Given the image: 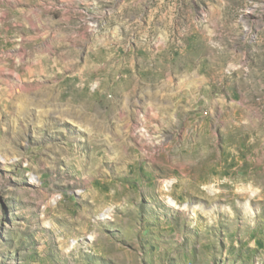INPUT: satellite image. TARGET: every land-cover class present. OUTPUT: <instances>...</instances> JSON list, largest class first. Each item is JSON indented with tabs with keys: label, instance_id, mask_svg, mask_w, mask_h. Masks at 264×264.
<instances>
[{
	"label": "rangeland",
	"instance_id": "rangeland-1",
	"mask_svg": "<svg viewBox=\"0 0 264 264\" xmlns=\"http://www.w3.org/2000/svg\"><path fill=\"white\" fill-rule=\"evenodd\" d=\"M0 264H264V0H0Z\"/></svg>",
	"mask_w": 264,
	"mask_h": 264
},
{
	"label": "bare ground",
	"instance_id": "bare-ground-1",
	"mask_svg": "<svg viewBox=\"0 0 264 264\" xmlns=\"http://www.w3.org/2000/svg\"><path fill=\"white\" fill-rule=\"evenodd\" d=\"M53 92V91H52ZM55 94V93H54ZM223 111V110H222ZM214 113V112H213ZM206 139H208L207 137H205ZM143 150H145V155H149V153L146 151L147 149L145 147H143ZM184 172V171H183ZM173 203V202H172Z\"/></svg>",
	"mask_w": 264,
	"mask_h": 264
}]
</instances>
